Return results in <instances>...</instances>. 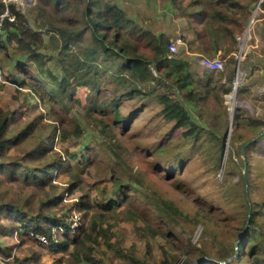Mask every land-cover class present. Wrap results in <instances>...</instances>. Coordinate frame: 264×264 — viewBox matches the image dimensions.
Listing matches in <instances>:
<instances>
[{"label":"rangeland","instance_id":"374dc122","mask_svg":"<svg viewBox=\"0 0 264 264\" xmlns=\"http://www.w3.org/2000/svg\"><path fill=\"white\" fill-rule=\"evenodd\" d=\"M17 1L24 4L23 9L21 4L14 3L25 13L30 27L43 36L44 44L38 50L45 63L43 70L51 72L58 81L66 79L69 84L66 91L73 94L62 103H54L47 96L38 97L36 82L30 79L39 75V64L27 59L24 64L28 71L23 74V70L14 66L18 57L15 45L1 46L0 110L9 114L6 133L9 140L0 164L6 163L16 170L12 174L15 179L10 178L8 170L0 172L2 199L14 201L28 215V203L53 205L55 211L62 204L61 211L54 212L48 207L45 211L61 221H72L75 217L72 221L75 229L79 226L78 219L88 215V221L108 232V238H98L93 252L99 264H131L132 257L144 264H161L166 259L169 264L199 263L202 253L217 256L220 251L232 249L236 256L228 260L230 264H250L248 254L252 246L256 250L253 254L261 258L264 146L252 145L245 154L241 148L258 138L257 143L264 135L263 14L249 30L246 25L245 41L237 40L238 51L232 53L235 56L240 53L237 61L233 62L231 56L222 58L224 67L233 69L234 76L228 94L215 92L222 108L205 105L191 110L194 120L204 129L195 134L177 129L175 123L163 118V107L156 96H175L170 80L163 83L164 76L154 66L149 67L152 82L144 93L131 96L115 91L103 71H96L95 77H91L99 88L97 95L89 87H78L67 76L66 69H72L71 56L79 57L80 50L87 51L88 46L95 44L80 14L83 1L62 0L55 6V17H52L54 5L49 0ZM104 2L118 5L138 25L155 34H165L170 41L182 35L191 37L189 32H182L184 21L164 0ZM51 25L78 31L77 44L63 50L57 32H51ZM182 49L178 47L176 54L181 52L184 57ZM100 61L108 65L109 59L97 63ZM204 70L197 66L194 72L202 77ZM47 71L43 77L52 82ZM221 79L224 81L225 77ZM21 80L22 86L16 83ZM102 99L106 105L101 104ZM92 101L101 108L90 110ZM112 101L117 107L111 105ZM41 140L42 145H50L44 163L52 162L56 153L64 155V162L56 175L39 185L26 182L18 172L36 162L27 154ZM68 166L71 172H76L77 181L67 174ZM86 196L94 209L80 213L75 208L80 198ZM111 201L116 203L106 210ZM11 224L8 216L0 222L6 227ZM74 234L72 230L64 237L78 243L79 235ZM27 236L21 242L15 232L0 233V264H88L72 262V246L57 248L53 254L46 239L39 238L41 235L38 241L30 234ZM240 243L243 251L238 248Z\"/></svg>","mask_w":264,"mask_h":264},{"label":"trees","instance_id":"16d2710c","mask_svg":"<svg viewBox=\"0 0 264 264\" xmlns=\"http://www.w3.org/2000/svg\"><path fill=\"white\" fill-rule=\"evenodd\" d=\"M62 0H49L55 17V6ZM83 1L84 8L80 14H83L87 29L90 31L94 40V45L88 46V50H80L79 57L76 54L71 56V67L66 69V74L75 80L78 87L88 88L95 95L98 94L99 88L94 79L93 73L103 71L107 74L108 82H110L115 91L122 95L131 96L135 93L143 94L147 86L152 82L151 67H155L165 80H170L174 98L169 94H159L156 96L158 104L163 108V118L168 123H175L177 129L190 130L197 134L202 132V126L194 120L191 115V110H199L205 105H215L222 108L220 98L215 92L219 91L222 94H228L232 90L233 69L223 67L222 70L208 71L198 62L199 57L215 59L218 55L222 58L231 56L233 62L236 61L234 51H238L237 37L242 35L246 25L251 17L254 4L258 0H164L168 6L176 10L179 20L184 21L183 33H190L191 37L187 38L182 35L183 51L186 56L180 53L171 54L168 50V45L171 42L165 34H155L138 25L133 19L116 4L106 3L104 0H80ZM260 8L264 17V0ZM8 12V16L3 20L2 33L0 34V49L1 46L14 44L18 57L16 58V68L23 70V74H27L28 67L24 62L29 59L39 64L41 67L39 75L31 78L35 80L37 96L44 98L50 97L54 103H62L71 96V91L67 92L68 81L66 79L57 80L51 72L43 70L44 62L41 59L38 50L43 46V36L41 32L33 30L26 19L25 13H22L20 8H16L14 3L4 4L0 1V14ZM50 27V26H49ZM53 27L52 33L57 32L62 42L63 50H68L70 44H77L80 34L78 31L69 30L70 28ZM41 28V27H40ZM40 43V44H39ZM36 44V45H35ZM180 46V47H181ZM197 57L194 58V55ZM234 56V58H233ZM109 59L108 65L105 61L97 60ZM117 61L115 62V59ZM223 61V60H222ZM94 62V64L92 63ZM224 62V61H223ZM197 66L203 67L202 77L198 76L199 72H194ZM150 67V68H149ZM230 68V69H229ZM47 71L51 77V81H46L43 73ZM225 77L222 81L221 77ZM161 75L159 83L161 82ZM18 85H24L21 80L16 81ZM148 83V84H147ZM32 85L33 83H29ZM34 86V85H32ZM101 104H105L102 99ZM111 105L116 106V102L112 101ZM100 109L101 105L98 102L92 101L90 110ZM117 110V108H115ZM9 114L0 110V158L5 156V145ZM32 124L29 126V128ZM213 129V127L211 128ZM263 138L249 143L244 147L243 153L252 145H257L258 148L264 146ZM52 141V139H51ZM40 142L34 143V147L28 152L27 156L36 161L33 166H26L19 170L21 178L26 182L42 185L46 180L59 172L61 165L64 162V155L54 154L49 164L44 163L45 153L50 145L46 143L42 145ZM50 142V140H49ZM37 161H40L37 163ZM46 165V168H41V165ZM48 167V168H47ZM17 169V168H16ZM67 169V174L75 182L78 177L76 172H71ZM8 170L10 178L15 173V169L8 166L6 163L0 164V172ZM47 170V171H46ZM244 178H242L243 181ZM131 188H135L131 186ZM125 193V191H123ZM3 195L0 194V222L8 216V220L12 223L8 227L0 225V233L13 234L15 232L20 241H24L27 234L35 237L38 241V236L41 235L46 239L47 247L57 253V248L64 250L68 246H72V262L79 263L84 261L88 264H99L100 261L93 257L98 238L102 236L108 238L107 230L99 229V225L93 221H88V215H83L82 219H78L79 226L77 229L72 228V221H64L51 215L45 211L46 207L54 212L61 211L64 205H59V209L55 206H46V203L35 206L31 203L27 204V210L30 213L20 211L14 201L5 202ZM111 201L106 210L111 205L115 204ZM79 206L75 208L80 213L87 209H94L92 204L88 202V196L84 199L80 198ZM48 209V210H50ZM208 218V216H205ZM75 231L79 235V242L76 243L72 239L64 237V234H69L70 231ZM74 234V236H75ZM106 238H105V237ZM55 241V240H57ZM111 247V245H108ZM238 248L243 251V245L240 243ZM255 247L252 246L249 250L250 264H264V255L258 258L256 253L253 254ZM235 256L232 249L229 251H220L217 256H212L202 253L198 259H206L196 264H230V260ZM203 258V259H202ZM238 261V260H237ZM193 261L186 264H192ZM131 264H144L142 260L135 257L131 258ZM161 264H169L166 259Z\"/></svg>","mask_w":264,"mask_h":264},{"label":"built area","instance_id":"2783aa9c","mask_svg":"<svg viewBox=\"0 0 264 264\" xmlns=\"http://www.w3.org/2000/svg\"><path fill=\"white\" fill-rule=\"evenodd\" d=\"M4 4H7V2L9 1L10 3H17L18 5L21 4V2H18L17 0H1ZM263 0H258L256 3H255V8H253V11H252V14H251V17L247 23V30H249V28L251 27V25L253 24V22L255 21V19L260 15L262 14V10L260 8V5L262 3ZM24 9V4H21ZM5 17L7 18H10L8 16V12L5 11L4 13L0 14V34L2 33V26H3V20L5 19ZM10 20H12V18H10ZM246 30V31H247ZM243 32V34L237 38L238 42L239 40L242 38V40L245 41V32ZM183 44L182 42V39L180 37H177L176 39L172 40L169 45H168V50L170 51L171 54H175L177 52V49L178 47H180L181 45ZM238 56H240V53L238 55L235 56V59L237 61V58ZM200 64L209 69V70H222L223 67H224V62L218 58H215V59H210V58H205V57H199L198 58ZM237 81V79H236ZM237 84V83H235ZM75 219V217H73V220ZM40 239L44 237H39Z\"/></svg>","mask_w":264,"mask_h":264},{"label":"water","instance_id":"95a60500","mask_svg":"<svg viewBox=\"0 0 264 264\" xmlns=\"http://www.w3.org/2000/svg\"><path fill=\"white\" fill-rule=\"evenodd\" d=\"M237 85V84H236ZM264 134V133H263ZM255 139H253V140H251L252 142L254 141ZM250 141V142H251ZM249 144V142L248 143H245L243 146H242V148H241V150L246 146V145H248ZM244 179H245V176H244ZM235 256H236V252H235ZM234 256V257H235ZM204 260H206V259H203V260H201V261H204ZM193 264H196V263H193Z\"/></svg>","mask_w":264,"mask_h":264},{"label":"crops","instance_id":"0c3cea01","mask_svg":"<svg viewBox=\"0 0 264 264\" xmlns=\"http://www.w3.org/2000/svg\"><path fill=\"white\" fill-rule=\"evenodd\" d=\"M198 62H199V60H198ZM199 64H200V62H199ZM201 65V64H200ZM202 66V65H201ZM205 68V67H204ZM205 69H207V68H205ZM208 71H217V70H209V69H207Z\"/></svg>","mask_w":264,"mask_h":264},{"label":"bare ground","instance_id":"6f19581e","mask_svg":"<svg viewBox=\"0 0 264 264\" xmlns=\"http://www.w3.org/2000/svg\"><path fill=\"white\" fill-rule=\"evenodd\" d=\"M238 80V79H237ZM239 82V80L238 81H236V83H238ZM229 98V97H228ZM234 106V105H233Z\"/></svg>","mask_w":264,"mask_h":264}]
</instances>
